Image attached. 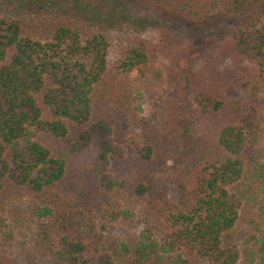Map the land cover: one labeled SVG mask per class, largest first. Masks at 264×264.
<instances>
[{"label":"trees","instance_id":"trees-1","mask_svg":"<svg viewBox=\"0 0 264 264\" xmlns=\"http://www.w3.org/2000/svg\"><path fill=\"white\" fill-rule=\"evenodd\" d=\"M0 264H264V0H0Z\"/></svg>","mask_w":264,"mask_h":264},{"label":"rangeland","instance_id":"rangeland-1","mask_svg":"<svg viewBox=\"0 0 264 264\" xmlns=\"http://www.w3.org/2000/svg\"><path fill=\"white\" fill-rule=\"evenodd\" d=\"M144 34L145 35L148 34V35L155 36L153 32H145ZM155 34H157V33H155ZM158 64H159V66L161 67V69H162V71L164 73V75L161 78L166 80L167 82H169L170 79L172 78L173 70H175V66L173 65V63L170 62L169 56L161 58ZM164 80H159L158 82L161 83V84H166V82ZM143 104L145 106V102L144 101H143ZM241 227L244 228L245 224H241ZM137 228H139V226H135V229H137ZM240 236H242V233H240ZM253 240L255 241L257 239L253 238L252 241Z\"/></svg>","mask_w":264,"mask_h":264}]
</instances>
